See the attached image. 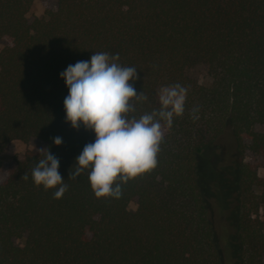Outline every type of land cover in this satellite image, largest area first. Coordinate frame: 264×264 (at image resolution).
I'll list each match as a JSON object with an SVG mask.
<instances>
[{"label":"trees","instance_id":"16d2710c","mask_svg":"<svg viewBox=\"0 0 264 264\" xmlns=\"http://www.w3.org/2000/svg\"><path fill=\"white\" fill-rule=\"evenodd\" d=\"M34 1L0 0V264H223L198 157L227 131L235 139L237 261L263 264L264 0H46L30 20ZM93 52L119 53L121 65L137 69L135 87L148 97L136 103L137 118L159 109L161 88L188 89L183 115L171 128L162 122L156 168L122 184L119 199L97 198L89 170L69 179L95 133L66 122L60 73ZM199 64L209 84L190 75ZM13 139L32 147L3 172ZM40 148L60 161L62 198L33 182ZM246 152L259 161H246Z\"/></svg>","mask_w":264,"mask_h":264},{"label":"clouds","instance_id":"9594fccd","mask_svg":"<svg viewBox=\"0 0 264 264\" xmlns=\"http://www.w3.org/2000/svg\"><path fill=\"white\" fill-rule=\"evenodd\" d=\"M119 60V53L93 52L90 60L70 64L60 73L69 90L64 99L66 122L77 130L82 123L95 133L94 142L75 158L69 179L89 170L88 180L97 198H121L122 184L156 168L164 139L162 122L171 128L174 117L185 111L188 89L176 83L160 89L159 109L137 118L136 103L148 97L135 87L140 80L137 69ZM52 139L57 146L63 144L62 137ZM39 153L43 158L31 170L34 184L56 189L54 198H62L68 185L60 174L58 157L50 148H40ZM22 179H28L27 173Z\"/></svg>","mask_w":264,"mask_h":264},{"label":"rangeland","instance_id":"374dc122","mask_svg":"<svg viewBox=\"0 0 264 264\" xmlns=\"http://www.w3.org/2000/svg\"><path fill=\"white\" fill-rule=\"evenodd\" d=\"M46 0H35L27 15L30 20L34 16H42L45 12ZM3 42H0V48ZM190 75L200 82L209 84L211 76L205 64H199L189 71ZM260 128V126H258ZM165 129L163 128V132ZM32 146L20 139H13L1 155L3 172L16 166ZM235 139L232 132L227 131L218 143L203 150L198 157L201 175V188L208 205L210 217L216 229V239L222 253L223 264H238L235 236L237 222L236 197L237 186L233 184L235 172ZM246 161H259L251 152L245 153ZM258 175L264 178V167L258 168ZM261 187H255L257 192ZM129 209L135 210L137 204L129 203ZM259 215L264 219V204L260 206ZM19 242L21 240H18ZM264 264V255H263Z\"/></svg>","mask_w":264,"mask_h":264}]
</instances>
